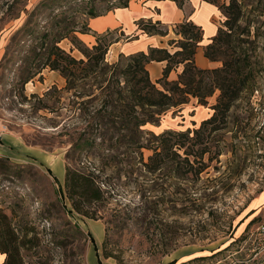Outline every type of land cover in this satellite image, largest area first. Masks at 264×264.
Segmentation results:
<instances>
[{"label": "rangeland", "instance_id": "1", "mask_svg": "<svg viewBox=\"0 0 264 264\" xmlns=\"http://www.w3.org/2000/svg\"><path fill=\"white\" fill-rule=\"evenodd\" d=\"M124 1L0 0L4 134L61 155L72 169L91 171L105 192L101 202L85 207L90 214H79L65 183L61 187L50 171L2 158V242L18 252L21 264H90L94 253L103 264H264V0H236L229 9L232 0H215L225 33L211 53L227 62L225 75L242 92L219 130L203 133L211 146L214 136L221 140L222 155L200 180L149 173L131 154H118L120 149L84 148L85 123L76 109L81 99L66 92L59 71L45 66L55 46L85 59L77 47L91 46L79 34L93 15L123 8ZM103 35V43L120 37L117 31L94 37ZM119 57L108 61L106 56V61L113 64ZM219 96L216 90L207 106L191 99L144 129L156 134L198 129ZM199 106L204 108L197 111ZM142 152L147 162L152 151ZM91 220L105 227L102 244L94 242L92 228L83 227Z\"/></svg>", "mask_w": 264, "mask_h": 264}, {"label": "trees", "instance_id": "2", "mask_svg": "<svg viewBox=\"0 0 264 264\" xmlns=\"http://www.w3.org/2000/svg\"><path fill=\"white\" fill-rule=\"evenodd\" d=\"M129 1L125 0L122 7H127ZM173 1L183 8L186 0ZM205 1L217 4L215 0ZM235 3L236 0H232L228 9ZM97 16L93 15L92 18ZM228 22L229 19L225 23ZM138 25L145 31L164 34L152 22L142 21ZM81 33H89V28ZM223 33L224 30L220 28L217 36L204 49L205 57L211 61H220L212 56L211 50ZM177 34L183 39L179 42L181 50L174 54L166 49H151L148 53L120 55L117 62L109 64L106 56L111 45L118 39L103 43L102 38L106 37L103 35L97 36L92 47H77L85 58L81 60L55 46L49 54L50 62L45 66L59 71L66 80V92H75L74 96L81 99L76 109L85 123L82 132L84 148L105 149L109 152L123 150L118 154L126 157L131 154L133 160L138 159V163L149 173L166 171L174 179L187 180L193 177L200 180L202 173L214 161L220 163L222 155L221 140L214 136L210 142L215 144L211 146L205 141L203 133L219 130L220 123H225L242 90L234 87L235 82L229 83L230 78L225 75L229 68L227 62L223 61L222 66L216 69H201L196 65L195 54L202 35L195 25L188 22L177 25ZM152 61H167L162 78L156 82L152 81L147 69ZM179 65L184 66L183 71L177 80H170V73ZM234 65L231 64L233 68ZM216 90L220 91L218 103L212 107V115L203 120L198 129H168L160 134L144 129L148 124L159 125L165 113L170 110L180 111L191 99L207 106V99ZM212 147L215 150L211 154ZM143 150L152 151L147 162L144 161ZM206 155H209L207 159ZM98 179L91 171H79L66 166L65 188L74 211L90 214L85 207L104 199L105 192ZM9 248L7 242H2L0 232V253L6 255L3 264H21L18 252L16 255ZM176 263L174 260L169 264Z\"/></svg>", "mask_w": 264, "mask_h": 264}, {"label": "crops", "instance_id": "3", "mask_svg": "<svg viewBox=\"0 0 264 264\" xmlns=\"http://www.w3.org/2000/svg\"><path fill=\"white\" fill-rule=\"evenodd\" d=\"M221 14L217 4L205 0H186L183 8L173 0H130L125 8L114 9L102 16L91 18L88 23L89 33H80L79 39L92 47L96 43L94 35L117 31L120 37L111 45L107 55L108 61L109 56L117 59L120 55L148 53L151 49H166L170 54H174L181 50L179 42L183 39L177 34V25L188 22L195 25L202 35V41L195 54L196 65L201 69H216L222 64L206 58L204 49L222 28ZM142 21L152 22L164 34L141 29L138 23ZM166 65L167 61H152L147 65L153 82L162 78ZM183 68V65L175 67L169 79L177 80ZM192 103L197 105V100L194 99ZM200 108L204 107L199 106L196 110ZM2 158L18 165L40 164L52 173L61 187H64L66 161L61 155H55L54 152L38 145L27 144L19 136L6 133L0 139V159ZM83 227L92 228L94 242L97 245L102 244L105 227L101 221L83 222ZM5 259L6 255L0 253V264H3ZM89 263L103 264L96 253L90 256Z\"/></svg>", "mask_w": 264, "mask_h": 264}, {"label": "built area", "instance_id": "4", "mask_svg": "<svg viewBox=\"0 0 264 264\" xmlns=\"http://www.w3.org/2000/svg\"><path fill=\"white\" fill-rule=\"evenodd\" d=\"M5 131H6V127L0 124V139L4 136Z\"/></svg>", "mask_w": 264, "mask_h": 264}]
</instances>
